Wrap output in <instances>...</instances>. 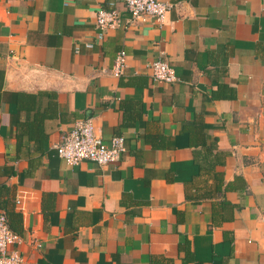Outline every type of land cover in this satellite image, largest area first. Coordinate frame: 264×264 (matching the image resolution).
I'll list each match as a JSON object with an SVG mask.
<instances>
[{"label": "crops", "instance_id": "0c3cea01", "mask_svg": "<svg viewBox=\"0 0 264 264\" xmlns=\"http://www.w3.org/2000/svg\"><path fill=\"white\" fill-rule=\"evenodd\" d=\"M162 1L158 24L124 0H0V211L23 264H264V0ZM101 9L121 24L99 40ZM84 120L124 137L120 161L57 155Z\"/></svg>", "mask_w": 264, "mask_h": 264}, {"label": "built area", "instance_id": "2783aa9c", "mask_svg": "<svg viewBox=\"0 0 264 264\" xmlns=\"http://www.w3.org/2000/svg\"><path fill=\"white\" fill-rule=\"evenodd\" d=\"M125 8L130 20L144 18L154 19L163 24L166 14L172 4L162 0H124ZM121 24L119 14L114 10H99L96 14V25L99 29L98 39L101 40L104 32L115 29ZM88 48L91 43L86 44ZM127 55L124 51L116 54L111 73L121 76L126 66ZM150 76L154 82L169 84L176 81L173 68L163 60L151 62L148 65ZM125 152L124 137L116 136L108 142L95 134L92 120H84L75 125L73 130L61 138L56 146L57 155L68 165L76 166L82 161H89L98 166L120 161ZM19 241V236L13 232L7 221V215L0 211V264H23V259L17 251L8 252V247Z\"/></svg>", "mask_w": 264, "mask_h": 264}]
</instances>
